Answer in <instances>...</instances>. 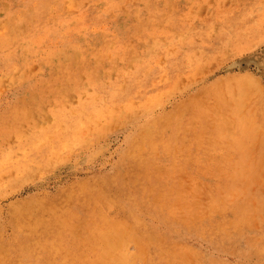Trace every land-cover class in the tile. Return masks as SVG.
I'll return each mask as SVG.
<instances>
[{
  "label": "rangeland",
  "instance_id": "obj_1",
  "mask_svg": "<svg viewBox=\"0 0 264 264\" xmlns=\"http://www.w3.org/2000/svg\"><path fill=\"white\" fill-rule=\"evenodd\" d=\"M0 264H264V0H0Z\"/></svg>",
  "mask_w": 264,
  "mask_h": 264
},
{
  "label": "bare ground",
  "instance_id": "obj_2",
  "mask_svg": "<svg viewBox=\"0 0 264 264\" xmlns=\"http://www.w3.org/2000/svg\"><path fill=\"white\" fill-rule=\"evenodd\" d=\"M156 32V31H155ZM120 52V51H119ZM122 250V249H121ZM137 262V261H136Z\"/></svg>",
  "mask_w": 264,
  "mask_h": 264
}]
</instances>
